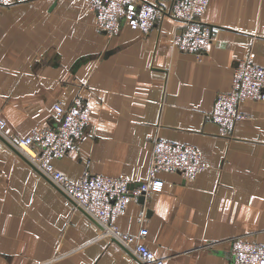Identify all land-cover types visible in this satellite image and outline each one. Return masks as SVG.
<instances>
[{"label":"crops","instance_id":"obj_1","mask_svg":"<svg viewBox=\"0 0 264 264\" xmlns=\"http://www.w3.org/2000/svg\"><path fill=\"white\" fill-rule=\"evenodd\" d=\"M165 3L168 0H147ZM198 20L213 39L202 53L177 51L165 16L148 31L97 30L87 0H0V115L10 138L55 121L52 105L82 96L90 125L68 154L51 159L75 180L85 171L146 179L153 140L196 147L192 179L161 171L160 191L130 201L120 232L147 229L164 264H230V239L264 244V101L228 131L211 119L247 54L264 66V0H209ZM0 264H141L0 139Z\"/></svg>","mask_w":264,"mask_h":264},{"label":"built area","instance_id":"obj_2","mask_svg":"<svg viewBox=\"0 0 264 264\" xmlns=\"http://www.w3.org/2000/svg\"><path fill=\"white\" fill-rule=\"evenodd\" d=\"M208 1L168 0L158 4L147 0H87V5L93 14L95 28L107 36L117 33L122 24L148 31L155 22L171 16L181 21V26L171 33V48L199 54L213 39L211 28L198 20ZM247 100L264 101V66L256 64L251 54L237 62L229 90L216 94L209 115L221 131H228L246 116L240 110V104ZM52 110L55 115L53 123L34 127L18 138L6 135V122L0 115V135L97 223L111 240L115 239L117 245L133 253L141 264H164L163 258L144 244L146 228L141 227L136 234L123 233L118 230L115 218L125 211L130 201L163 188L164 180L158 176L161 171H177L184 179H192L203 170L205 163L196 147L156 137L151 147L147 177L136 186H130L123 175L109 176L89 171L70 180L53 168L51 159L68 154L90 125L89 106L82 96L76 95L70 105L56 102ZM230 264H264L263 242L245 235L232 237Z\"/></svg>","mask_w":264,"mask_h":264},{"label":"water","instance_id":"obj_3","mask_svg":"<svg viewBox=\"0 0 264 264\" xmlns=\"http://www.w3.org/2000/svg\"><path fill=\"white\" fill-rule=\"evenodd\" d=\"M0 139L8 146L10 147L12 150H14L19 156H21L23 159H25L32 167L33 169L39 173L47 182H49L53 187L54 189H56L61 195L67 197L60 189H58L44 174H42L40 171H38L30 162L29 160H27L23 155H21L16 149H14L1 135H0ZM140 182H138L136 185H138ZM130 186H133V183H130ZM68 198V197H67ZM144 196L141 195L139 196L138 200L139 201H143L144 200ZM69 199V198H68ZM70 200V199H69ZM71 201V200H70ZM73 203V202H72ZM112 240L115 242V243H118L115 241V239L112 238Z\"/></svg>","mask_w":264,"mask_h":264}]
</instances>
